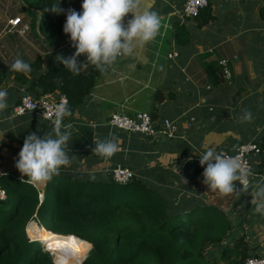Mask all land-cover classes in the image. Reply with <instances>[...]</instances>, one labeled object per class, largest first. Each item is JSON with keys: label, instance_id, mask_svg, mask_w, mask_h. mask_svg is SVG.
<instances>
[{"label": "crops", "instance_id": "obj_1", "mask_svg": "<svg viewBox=\"0 0 264 264\" xmlns=\"http://www.w3.org/2000/svg\"><path fill=\"white\" fill-rule=\"evenodd\" d=\"M185 1L142 0L141 11H155L160 18L158 35L137 44L131 55L118 57L82 104L63 118V124L73 126L66 148L70 163L51 180L107 183L112 169L127 168L174 212L209 208L226 217L227 236L217 247L206 248L207 258L219 260L225 247L242 244L246 258L264 259V214L254 211L253 201L258 198L252 195L264 187V0H209L213 18L201 27L194 18H182ZM82 2L69 0L65 10L80 12ZM17 17L22 24L11 28L8 22ZM65 19L62 14V23ZM47 25L41 12L30 8L26 0H0V90L7 92L8 105L0 110V134L4 135L0 137V177L20 178L14 163L29 132L43 136L55 130V121L40 115L13 114L21 96L28 94L29 83L58 64L56 55L68 57L75 52L68 36L59 30L49 32ZM23 26L27 30L21 34ZM171 53L177 56L169 58ZM16 58L29 64L40 61V68L32 69L31 76L26 74L28 84L12 75L10 66ZM221 61L230 72L228 79ZM242 109L251 111V121H240ZM116 112L149 113L158 127L168 119L173 135L144 137L112 128L108 120ZM95 139H114L119 151L110 158L97 156L92 153ZM246 143H255L261 150L251 158L247 191L237 199L208 190L200 179L203 168L198 160L204 146L217 151ZM190 162L195 166L187 167ZM50 181L34 187L44 193Z\"/></svg>", "mask_w": 264, "mask_h": 264}, {"label": "trees", "instance_id": "obj_2", "mask_svg": "<svg viewBox=\"0 0 264 264\" xmlns=\"http://www.w3.org/2000/svg\"><path fill=\"white\" fill-rule=\"evenodd\" d=\"M59 2L65 9L69 0H26L30 8L41 12L42 22H47L51 32L64 34L62 14L44 12ZM209 8L194 18L198 26L212 20ZM78 59L84 61L85 57ZM30 65L38 69L40 61ZM26 74L31 76V72L12 71L23 85L29 82ZM104 74L89 66L76 75L58 63L31 81L27 92L34 99L63 94L69 110L65 118L82 104ZM192 166L195 162L187 167ZM57 180L46 186L39 205L34 186L11 176L0 177L6 192V200L0 201V264H54L39 243L54 254L56 264H80L86 255L81 264H222L224 260L242 264L247 257L242 244L225 247L219 260L205 256L206 248L217 247L230 227L226 217L214 209L174 212L159 193L140 181L133 178L117 184L112 177L107 183L61 178L50 202L51 184ZM33 215L41 227L32 222L29 232L46 236L35 238L39 243L30 242L25 233Z\"/></svg>", "mask_w": 264, "mask_h": 264}, {"label": "clouds", "instance_id": "obj_3", "mask_svg": "<svg viewBox=\"0 0 264 264\" xmlns=\"http://www.w3.org/2000/svg\"><path fill=\"white\" fill-rule=\"evenodd\" d=\"M141 5L142 0H83L80 12L72 8L65 10L60 7V2L45 8L44 12L65 15L63 33L69 37L70 45L75 49L68 57L57 54L55 61L76 75L89 66L101 73L106 72L118 57L131 55L137 44L151 42L158 35L161 27L158 14L155 11H141ZM126 17L130 19L125 21ZM81 56L85 57L84 61L78 59ZM10 70L25 73L32 69L29 63L16 58ZM6 98L7 92L0 90V110L7 108ZM68 112L66 102L56 109L54 133L40 136L36 131L25 136L14 163L21 183H46L70 163L66 148L73 138V126L63 124ZM242 113L239 117L241 122L253 119L248 109H242ZM3 136L0 134V137ZM93 145L92 153L104 158H110L119 151L114 139H95ZM198 160L204 169L202 182L208 190L237 199L247 191L248 181L241 172L242 166L237 157L217 154L214 148L205 145ZM252 195L258 198L253 201L256 204L254 211L264 214V187Z\"/></svg>", "mask_w": 264, "mask_h": 264}, {"label": "built area", "instance_id": "obj_4", "mask_svg": "<svg viewBox=\"0 0 264 264\" xmlns=\"http://www.w3.org/2000/svg\"><path fill=\"white\" fill-rule=\"evenodd\" d=\"M208 3L209 0H186L185 3L183 4V8L181 11L182 18L185 19L196 18L199 15V13L208 6ZM8 23L11 28H17L22 24V21L20 17H17L15 19L10 20ZM26 30L27 27L23 26L19 30V33L23 34ZM168 56L169 58H173L176 57L177 54L171 53ZM220 63L224 68V76L228 79L230 77V72L226 68L224 61H221ZM1 82L2 79L0 75V84ZM65 102L66 104H68V100L64 95H60V97L57 99L52 98L50 95H45L38 99H34L28 94H23L19 102L13 107V114L19 117L27 113H34L40 115L42 118L46 120L55 121L56 109L60 105L65 104ZM108 124L110 127L125 132L127 134L142 135L144 137H155L157 135H164L171 137L174 132V128L172 126L171 121L165 119L162 123V126L158 127L156 126L152 116L146 112H136L133 115H127L124 112H116L110 116L108 120ZM216 153L221 155L237 157L242 166L241 172L246 175L249 186L250 177L252 176L251 158L261 153L259 146L255 143H246V144H241L229 150L220 149L217 150ZM110 175L112 177V180L117 184H126L134 178V174L131 170L120 167L112 169L110 171ZM200 179L202 181L203 179L202 176ZM18 180L20 181V178ZM31 185L34 186V184ZM37 199L39 205L44 201V193L42 191H38ZM4 200H6V192L0 186V201H4ZM32 221L41 227V225L36 221V215H33L32 218L26 224L25 233L28 224L31 223ZM27 238L29 239L30 242H37L30 239L28 236ZM43 250L44 252H47L50 256H52L50 251L44 249V247ZM242 264H264V259L258 257H250V258H246Z\"/></svg>", "mask_w": 264, "mask_h": 264}, {"label": "rangeland", "instance_id": "obj_5", "mask_svg": "<svg viewBox=\"0 0 264 264\" xmlns=\"http://www.w3.org/2000/svg\"><path fill=\"white\" fill-rule=\"evenodd\" d=\"M46 29H48L49 30V32H51V30L48 28V25L45 27ZM56 35V34H55ZM46 37H47V39L49 40V39H51V37L49 36V34H46ZM60 179L59 180H57V181H54L52 184H51V191H50V198H49V201L50 202H52V200H53V191H56V189H57V187H58V185L60 184ZM33 222V221H32ZM31 222V223H32ZM38 222V221H37ZM33 223H35V222H33ZM39 223V222H38ZM29 225H30V223H29ZM36 227V226H35ZM35 230V229H34ZM26 231H27V234L29 235V237L31 238V239H33V240H35V238H39V237H41V234L38 232V231H35L34 233H30L29 232V226L26 228ZM46 237V236H45ZM75 238V237H74ZM41 239H43L42 237H41ZM77 239V238H76ZM78 240H80V239H78ZM39 243V242H38ZM41 246H42V250H43V245L42 244H40ZM44 249H46V248H44ZM44 251V250H43ZM225 259V258H224ZM226 259H228V258H226ZM58 259L54 256V254L52 255V261L56 264V261H57ZM222 264H227V260H224L223 262H222Z\"/></svg>", "mask_w": 264, "mask_h": 264}, {"label": "bare ground", "instance_id": "obj_6", "mask_svg": "<svg viewBox=\"0 0 264 264\" xmlns=\"http://www.w3.org/2000/svg\"><path fill=\"white\" fill-rule=\"evenodd\" d=\"M28 226H29V224H28ZM27 226V227H28ZM26 235L29 237V235L27 234V231H26ZM43 239H45L46 237L45 236H41ZM30 238V237H29ZM51 238H54V237H51ZM31 239V238H30ZM33 240V239H32ZM34 241V240H33ZM35 241H37V240H35ZM39 244H41V243H39ZM59 245V244H58ZM57 245V246H58ZM57 246H55V247H57ZM45 248V247H44ZM47 250L49 249V248H46ZM50 253L53 255V253L50 251Z\"/></svg>", "mask_w": 264, "mask_h": 264}, {"label": "water", "instance_id": "obj_7", "mask_svg": "<svg viewBox=\"0 0 264 264\" xmlns=\"http://www.w3.org/2000/svg\"><path fill=\"white\" fill-rule=\"evenodd\" d=\"M54 263V262H53ZM55 264V263H54Z\"/></svg>", "mask_w": 264, "mask_h": 264}]
</instances>
